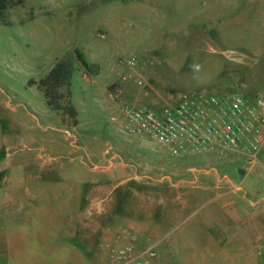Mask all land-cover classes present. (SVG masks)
Masks as SVG:
<instances>
[{"label":"rangeland","instance_id":"obj_1","mask_svg":"<svg viewBox=\"0 0 264 264\" xmlns=\"http://www.w3.org/2000/svg\"><path fill=\"white\" fill-rule=\"evenodd\" d=\"M190 1L0 0V229L29 230L0 234L14 246L0 250V264H29L19 240L35 242L21 178L92 175L85 187L98 197L109 189L114 210L156 220L136 242H158L155 264H264V150L253 163L230 151L174 159L114 121L117 91L156 110L202 90L264 96V0L213 10ZM59 63L63 84L47 79ZM131 166L138 184L109 183ZM80 235L60 264H110L98 224Z\"/></svg>","mask_w":264,"mask_h":264},{"label":"built area","instance_id":"obj_2","mask_svg":"<svg viewBox=\"0 0 264 264\" xmlns=\"http://www.w3.org/2000/svg\"><path fill=\"white\" fill-rule=\"evenodd\" d=\"M126 64L133 67L134 58ZM120 94L117 91L115 95L118 116L114 119L119 130L153 142L174 159L230 151L253 163L264 150V96L259 93L248 98L239 93L219 97L205 90L189 92L170 98L171 103L159 110L131 106L119 98ZM115 240L107 246L110 264H155L158 242L138 247L130 228Z\"/></svg>","mask_w":264,"mask_h":264},{"label":"crops","instance_id":"obj_3","mask_svg":"<svg viewBox=\"0 0 264 264\" xmlns=\"http://www.w3.org/2000/svg\"><path fill=\"white\" fill-rule=\"evenodd\" d=\"M239 3L236 0L231 2L194 0L190 1L187 7L199 10H213L214 8H219L221 5L233 6ZM133 147H136V145L131 146V149ZM125 150L129 151L128 148L123 149V151ZM118 151L123 152L122 150ZM115 157H111V159ZM111 159L109 158L107 161ZM131 168L132 173L125 170L127 176L112 178L113 180H109V183L115 186L138 184L141 177L139 170L137 166H131ZM122 171L124 173V169ZM95 180L97 181L99 178L94 177V175L86 179L79 177L46 179L37 176L34 178H21L19 180L20 211L21 213L22 211L26 213L23 215L27 218L26 224L32 220L36 222V227L32 228L35 241L33 246H27L18 237V240L21 242V249L24 250L23 256L29 259L27 261L29 264L65 263L64 258L66 257L62 254L63 251L61 250H73L75 254V251L81 248L80 242H83L80 241V232H90L93 222L99 225L103 233L100 240L103 241L106 248L116 241V234L120 231L132 229L137 236V241L142 245L146 240L144 239L146 235L144 231H147L149 228L153 230L157 228L156 220L151 216L148 217V222L145 224V221H141L139 216L132 215L123 210H114L112 204L115 201V197L114 195H109L111 192L109 189L104 188V194L98 197L93 189L92 192L90 188L85 187L86 185H96L95 183L97 182ZM95 189L96 187L94 186ZM44 222H46L48 227L46 229L41 225ZM27 229L28 225L20 229H17V227L10 230L3 228L2 230L0 229V234H7L9 232L25 235L29 231ZM13 248L14 246L9 243L8 236L0 235V250L4 249L8 252V250L11 251Z\"/></svg>","mask_w":264,"mask_h":264},{"label":"trees","instance_id":"obj_4","mask_svg":"<svg viewBox=\"0 0 264 264\" xmlns=\"http://www.w3.org/2000/svg\"><path fill=\"white\" fill-rule=\"evenodd\" d=\"M1 8L4 9V6ZM47 79H54V81H58L59 84H63L66 79H69V73L66 71L65 65L63 63H59L55 68H53Z\"/></svg>","mask_w":264,"mask_h":264}]
</instances>
